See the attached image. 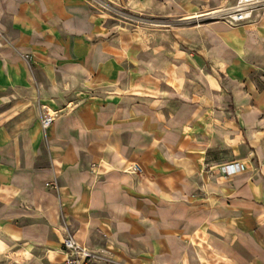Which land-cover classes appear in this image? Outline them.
Here are the masks:
<instances>
[{
	"label": "crops",
	"instance_id": "0c3cea01",
	"mask_svg": "<svg viewBox=\"0 0 264 264\" xmlns=\"http://www.w3.org/2000/svg\"><path fill=\"white\" fill-rule=\"evenodd\" d=\"M117 1L145 23L0 0V264H64L68 235L113 262L264 264V12Z\"/></svg>",
	"mask_w": 264,
	"mask_h": 264
},
{
	"label": "built area",
	"instance_id": "2783aa9c",
	"mask_svg": "<svg viewBox=\"0 0 264 264\" xmlns=\"http://www.w3.org/2000/svg\"><path fill=\"white\" fill-rule=\"evenodd\" d=\"M259 12H264V0H237L234 4L220 8L210 15L213 21H221L230 28L252 23ZM56 117L45 112L42 126L47 130L55 122ZM223 173L230 177L240 170L239 164H229L222 168ZM64 264H111L112 260L106 252L93 251L82 246L73 236L68 235L63 240Z\"/></svg>",
	"mask_w": 264,
	"mask_h": 264
},
{
	"label": "rangeland",
	"instance_id": "374dc122",
	"mask_svg": "<svg viewBox=\"0 0 264 264\" xmlns=\"http://www.w3.org/2000/svg\"><path fill=\"white\" fill-rule=\"evenodd\" d=\"M85 2L86 5L92 11L101 14L102 16H104V18L114 20L118 22L120 25H123L125 27H133L134 29H139L141 25L145 23L147 18L145 14H142L141 12L126 6L122 1L119 2L117 0H85ZM149 20L152 21L151 17H149ZM160 26L162 28H172V25H168L166 23L160 24ZM1 46H2V42H0V47ZM140 252L141 251L139 250L137 254L132 253L131 255L132 259L128 260L127 263L113 259L114 262L112 261L111 264H142ZM29 255L30 254L27 252L26 256ZM23 260H24L23 257L16 259V261L18 262H23ZM2 261L3 263L1 264H14L13 261L7 262L8 259L5 258H3Z\"/></svg>",
	"mask_w": 264,
	"mask_h": 264
}]
</instances>
